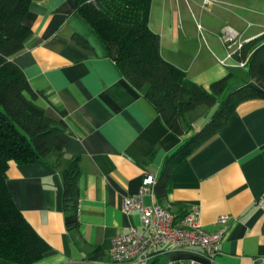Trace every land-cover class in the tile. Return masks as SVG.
Masks as SVG:
<instances>
[{"label":"crops","instance_id":"1","mask_svg":"<svg viewBox=\"0 0 264 264\" xmlns=\"http://www.w3.org/2000/svg\"><path fill=\"white\" fill-rule=\"evenodd\" d=\"M76 3L34 0L23 18L31 35L11 58L42 93L36 103L45 114L63 117L70 130L59 166L54 158L10 160L6 170L15 204L50 246L34 264H114L112 237L140 226L138 212L122 210V198L137 193L149 173L156 179L154 194L145 195L143 202L160 203L155 186L165 160L181 151L210 117V108L200 105L185 114L189 132L177 135L169 129L143 93L121 75L98 34L75 10ZM148 24L159 35L162 57L190 81L207 88L228 77L230 86L238 85L234 88L256 86L248 59L242 67L219 59L227 53L226 29L241 42L264 34V0H215L206 8L201 0H151ZM238 68L247 71L238 74ZM202 107L206 111L196 123L192 114ZM75 157L79 226L70 230L61 172ZM169 178L170 189L160 204L181 213L199 207L206 230H213L216 218L224 215L227 229L213 263L199 247H190L161 254L158 264H253L264 258V207L256 204L264 193V98L240 102L224 127L177 162Z\"/></svg>","mask_w":264,"mask_h":264},{"label":"trees","instance_id":"2","mask_svg":"<svg viewBox=\"0 0 264 264\" xmlns=\"http://www.w3.org/2000/svg\"><path fill=\"white\" fill-rule=\"evenodd\" d=\"M33 1L0 0V260L17 264H34L50 246L15 204L6 182L8 163L54 158L59 166L70 136L63 117H48L36 103L42 93L30 86L11 59L31 35L23 18ZM150 6L151 0H77L75 10L98 34L121 75L143 93L175 134L192 129L186 112L200 105L213 108L208 120L187 138L185 147L165 160L155 186L161 203L170 189L173 166L219 132L240 102L264 98V34L244 42L238 55L239 59L249 56L250 77L256 86L246 83L233 89L224 77L206 88L190 81L183 70L162 57L159 35L148 24ZM77 160L73 158L61 172L65 224L70 230L79 226ZM159 259L157 256L147 264H158Z\"/></svg>","mask_w":264,"mask_h":264},{"label":"built area","instance_id":"3","mask_svg":"<svg viewBox=\"0 0 264 264\" xmlns=\"http://www.w3.org/2000/svg\"><path fill=\"white\" fill-rule=\"evenodd\" d=\"M215 0H201L203 7ZM197 27L200 29V25ZM227 41V53L219 62L227 64L234 61L233 66L242 67L247 63L239 59L240 49L244 42L238 41L236 33L226 29L222 37ZM155 176L144 173L137 193L122 198V210L125 213L136 211L139 214L140 226H132L127 232L117 234L111 239L110 256L114 264H147L153 258L169 251H183L190 247H199L203 256L211 263L220 252V242L226 233L227 217L220 215L214 221L215 228L206 230L199 221L201 210L193 206L184 212H178L158 202L146 205L143 197L154 194ZM256 204L264 207V193ZM170 264H183L172 261ZM190 264H201L191 260ZM253 264H264V258L253 260Z\"/></svg>","mask_w":264,"mask_h":264},{"label":"rangeland","instance_id":"4","mask_svg":"<svg viewBox=\"0 0 264 264\" xmlns=\"http://www.w3.org/2000/svg\"><path fill=\"white\" fill-rule=\"evenodd\" d=\"M239 41V40H238ZM249 68H247V70H248ZM246 70V68H238L237 69V71H235V72H238V74H241L242 72H245V71H247ZM240 80V79H239ZM236 84H238V83H236ZM236 86H238V85H234V86H231V88H234V87H236ZM196 112H194V114H192V117L191 118H196V123L201 119V118H203V114H204V112L206 111V108L205 107H202L201 109H199V110H195ZM212 111H213V109H210L209 110V112H208V114L210 115L211 113H212ZM190 118V119H191Z\"/></svg>","mask_w":264,"mask_h":264}]
</instances>
